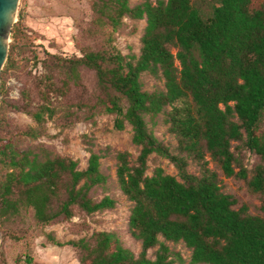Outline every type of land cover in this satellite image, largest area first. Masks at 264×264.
Wrapping results in <instances>:
<instances>
[{
    "label": "trees",
    "instance_id": "16d2710c",
    "mask_svg": "<svg viewBox=\"0 0 264 264\" xmlns=\"http://www.w3.org/2000/svg\"><path fill=\"white\" fill-rule=\"evenodd\" d=\"M90 7L89 32L103 40L102 46L72 56L50 54L48 71L35 78L36 105L27 88L22 101L9 98L7 82L13 73L31 77L17 64V52L28 46L29 36L21 23L12 27L0 87V229L10 235L5 227L29 211L42 230L70 221L78 211L92 215L116 208L113 196L92 195L109 183L101 161L106 154L91 149L87 167L81 169L79 160L31 142L48 135L47 123L60 110L54 100H66L80 85L82 72L90 70L94 104L79 108H87L89 119L95 111L113 115L117 130L131 125L139 149L136 160L128 151H118L114 158L117 184L132 203L127 231L141 250L136 253L117 230H94L64 243L47 234L50 242L74 247L81 264L183 263L170 243L190 250V264H264V134L259 133L264 0H91ZM126 18L146 22L139 54H124L115 44ZM144 74L162 84L146 89ZM64 104L66 125L81 119L73 104ZM10 110L26 111L33 125L15 127ZM159 122L176 144H167L150 128ZM245 151L259 158L252 169L244 163ZM153 155L172 162L177 175L162 166L149 174ZM211 162L226 178L246 182L261 199L258 212L223 190L221 174ZM191 163L198 173L190 171ZM25 262L33 264V259L26 256Z\"/></svg>",
    "mask_w": 264,
    "mask_h": 264
},
{
    "label": "rangeland",
    "instance_id": "374dc122",
    "mask_svg": "<svg viewBox=\"0 0 264 264\" xmlns=\"http://www.w3.org/2000/svg\"><path fill=\"white\" fill-rule=\"evenodd\" d=\"M139 1L141 0H132V4ZM90 2L91 0L19 1L16 22L21 23L25 28L29 43L26 48H19L17 64L25 66L31 73V77L19 76L16 71L8 79L9 98L13 102L22 101L23 88H27L31 93L34 105L40 102L35 78H40L48 71V65L52 60L50 54L72 56L74 53L79 54L82 48L102 46L103 40L91 36L89 32L92 29ZM145 25L144 20L125 19V26L116 34L115 41L122 53L139 54L140 39ZM10 37L12 42L13 38ZM82 75L80 85L72 89L66 100L63 98H60V101L54 100V105L60 106V110L54 119L47 123L48 135L31 142L44 143L55 154L71 156L79 160L81 169L87 167L91 149L106 154L101 161L103 171L110 177L109 183L104 187L96 188L92 195L97 199L105 195L113 196L117 200V206L113 210L92 215L78 211L70 221L54 223L42 230L35 226L32 211L24 213L5 227L10 235L0 229V264H27L26 256L33 259V264H81L74 247L53 245L47 234H53L58 241L64 243L90 235L94 230H117L136 253L141 250L140 244L127 231L132 203L123 195L117 184L116 159L114 158L116 152L128 151L132 159L136 160L139 149L132 142V126L127 124L124 130H117L114 127V116L98 111H95L93 119L86 118L87 108L79 107L84 104H94L96 85L92 71L84 70ZM143 81L145 88L149 90L157 84H162L160 80L149 74H144ZM65 102L73 104L72 110H77L81 116V119H73L69 126L66 125L68 121L63 118L61 110V105H65ZM8 115L15 127L26 128L33 125V119L26 111L10 110ZM149 126L161 140L167 144H176V140L167 132V126L162 122L157 125L150 123ZM259 133L264 134V117ZM243 158L249 169H252L259 160L257 155L249 151L243 153ZM149 165V174L156 166H162L173 175H177L178 172L172 162L157 155L151 156ZM211 167L220 172L223 190L234 195L239 205L246 203L249 204L251 212L259 211L261 199L249 191L244 180L235 177L226 178L213 162ZM189 169L191 172L198 173L195 163H191ZM13 234L18 235L20 239H15ZM170 246L184 259L183 263L178 261L176 264H190L191 252L184 244L170 243ZM152 253L153 251H150V255Z\"/></svg>",
    "mask_w": 264,
    "mask_h": 264
},
{
    "label": "water",
    "instance_id": "95a60500",
    "mask_svg": "<svg viewBox=\"0 0 264 264\" xmlns=\"http://www.w3.org/2000/svg\"><path fill=\"white\" fill-rule=\"evenodd\" d=\"M20 0H0V87L1 72L8 59L12 27L16 23L17 10ZM0 91V100H1ZM1 240V233H0Z\"/></svg>",
    "mask_w": 264,
    "mask_h": 264
},
{
    "label": "bare ground",
    "instance_id": "6f19581e",
    "mask_svg": "<svg viewBox=\"0 0 264 264\" xmlns=\"http://www.w3.org/2000/svg\"><path fill=\"white\" fill-rule=\"evenodd\" d=\"M16 19H17V16H16Z\"/></svg>",
    "mask_w": 264,
    "mask_h": 264
}]
</instances>
